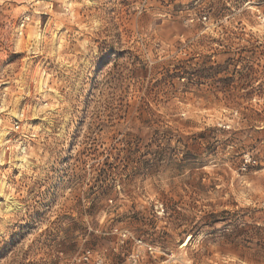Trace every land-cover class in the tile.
Segmentation results:
<instances>
[{
  "label": "rangeland",
  "instance_id": "374dc122",
  "mask_svg": "<svg viewBox=\"0 0 264 264\" xmlns=\"http://www.w3.org/2000/svg\"><path fill=\"white\" fill-rule=\"evenodd\" d=\"M0 264H264V0H0Z\"/></svg>",
  "mask_w": 264,
  "mask_h": 264
},
{
  "label": "built area",
  "instance_id": "2783aa9c",
  "mask_svg": "<svg viewBox=\"0 0 264 264\" xmlns=\"http://www.w3.org/2000/svg\"><path fill=\"white\" fill-rule=\"evenodd\" d=\"M16 124V127L18 128V124L17 123H15Z\"/></svg>",
  "mask_w": 264,
  "mask_h": 264
}]
</instances>
